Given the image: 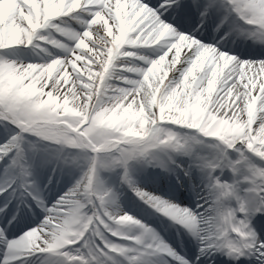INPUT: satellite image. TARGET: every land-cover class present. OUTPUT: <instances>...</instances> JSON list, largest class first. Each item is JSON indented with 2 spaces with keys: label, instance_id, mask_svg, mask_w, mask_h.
I'll use <instances>...</instances> for the list:
<instances>
[{
  "label": "snow or ice",
  "instance_id": "obj_1",
  "mask_svg": "<svg viewBox=\"0 0 264 264\" xmlns=\"http://www.w3.org/2000/svg\"><path fill=\"white\" fill-rule=\"evenodd\" d=\"M0 124V264H264V0H0ZM29 136L70 187L38 181ZM173 177L203 184L193 207L140 184ZM125 190L191 240L124 212Z\"/></svg>",
  "mask_w": 264,
  "mask_h": 264
},
{
  "label": "rangeland",
  "instance_id": "obj_2",
  "mask_svg": "<svg viewBox=\"0 0 264 264\" xmlns=\"http://www.w3.org/2000/svg\"><path fill=\"white\" fill-rule=\"evenodd\" d=\"M15 51L17 55L19 56V58L25 62H36V63L41 62L37 60V58L40 57L39 48H37L35 51H33L31 48H22V49H18ZM24 57L25 58L30 57V59H24ZM3 136H4V127L2 124H0V143L3 142V139H2ZM28 139L35 144V148H33L32 145H27V148L30 154L33 152L35 153V156H34V159L36 161L35 176L38 179V181L41 184L46 183L48 177L53 174V169L55 168L56 172L53 177L54 183L50 185L53 191H56V189L60 190L61 188L70 187L71 186L70 178L67 176L65 172L57 168L56 150L58 146H56L55 144L49 143L47 141H44L42 139H38L35 136H29ZM200 152L201 154L207 155L209 158H211L212 155L215 153V150L205 145H202L200 146ZM178 157L179 159L183 160L185 163L187 162L186 157H183V156H178ZM133 168L135 170L136 175H138V178L141 175L149 174V173H160V174H164L165 176H167V173H161V170L159 168H152L146 165L143 161L134 162ZM194 173H197V172H194ZM3 178H4L3 174L0 173V182L3 181ZM140 184H141V187L144 188L145 190L149 192H154L157 195L166 197L167 199L172 200L176 203V201L173 198H171L172 191L178 193L177 190L172 186L173 185L172 181H169L166 184H161L157 182H149V181L142 180L140 181ZM200 187L202 189L203 184H200ZM182 192L184 193L185 198H187L188 200H190L195 195V192H191V191H190V194L188 193V191L182 190ZM120 199L121 201H124L127 203L130 202L129 204L132 203L134 207L131 206V208L135 209L136 212L137 211L143 212L141 215H143L145 218H141L123 209L124 212L128 213L133 218L139 219L143 223L150 225L158 233H159V229L156 227L155 224H158L160 227L165 228L164 227L165 225L163 224H167L166 222H171L169 221L171 220L170 218L165 217L163 214L150 208L143 201L135 197L131 192L127 190L123 192V195L120 197ZM182 204L184 203L182 202ZM186 206L191 207V205L189 204H187ZM17 232L15 233L14 231L13 234L9 236V239L15 235H18L19 233L17 234Z\"/></svg>",
  "mask_w": 264,
  "mask_h": 264
},
{
  "label": "bare ground",
  "instance_id": "obj_3",
  "mask_svg": "<svg viewBox=\"0 0 264 264\" xmlns=\"http://www.w3.org/2000/svg\"><path fill=\"white\" fill-rule=\"evenodd\" d=\"M234 51H244V50H238L237 48H232ZM39 51H40V57L39 58H37V60H39V61H41V62H43V60L44 59H46V56H45V53L43 52V51H41L40 49H39ZM24 59H30V57H27V58H25L24 57ZM176 158H178L177 160L178 161H183V160H181V159H179V157L177 156ZM162 175H164V174H162ZM168 175V174H167ZM194 175H196V176H199L200 174L197 172V173H194ZM138 176V175H137ZM173 180H171L172 181V183L174 182V177L172 178ZM200 189H201V187L200 188H198L197 189V191L195 192V195H194V197H192L190 200H187L182 194H175L174 196H176V198L175 197H172L175 201H176V203L177 204H182V202H185L186 200L188 201L187 203H189L190 205H191V207H193L194 205H195V203H197L198 202V200H197V196L198 195H202L203 193L200 191ZM130 202H124V201H121V199H120V204H121V206H122V209H124V210H126V211H129L130 213H133V214H137V216L139 215L137 212H135V209H133V208H131V206L132 207H134V205L132 204H129ZM183 205V204H182ZM139 217H141V218H145V217H143V216H140L139 215ZM165 225V224H164ZM165 227L167 228V229H160L161 231H159L160 232V234H161V236L165 239V240H167L169 243H171L172 244V242H175L176 240H177V237H179V236H181V229L179 228V226L178 225H176V224H174L173 223V221L171 222V224H169V226L167 227L166 225H165ZM179 233V234H178ZM13 238V237H12ZM11 239V238H10ZM174 239H175V241H174ZM171 241V242H170Z\"/></svg>",
  "mask_w": 264,
  "mask_h": 264
}]
</instances>
